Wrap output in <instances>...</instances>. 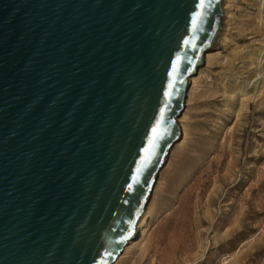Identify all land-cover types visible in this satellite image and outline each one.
<instances>
[{
  "label": "water",
  "instance_id": "obj_1",
  "mask_svg": "<svg viewBox=\"0 0 264 264\" xmlns=\"http://www.w3.org/2000/svg\"><path fill=\"white\" fill-rule=\"evenodd\" d=\"M221 0H0V264H112L181 133Z\"/></svg>",
  "mask_w": 264,
  "mask_h": 264
},
{
  "label": "rangeland",
  "instance_id": "obj_2",
  "mask_svg": "<svg viewBox=\"0 0 264 264\" xmlns=\"http://www.w3.org/2000/svg\"><path fill=\"white\" fill-rule=\"evenodd\" d=\"M226 6L157 174L146 240L114 264H264V0Z\"/></svg>",
  "mask_w": 264,
  "mask_h": 264
},
{
  "label": "bare ground",
  "instance_id": "obj_3",
  "mask_svg": "<svg viewBox=\"0 0 264 264\" xmlns=\"http://www.w3.org/2000/svg\"><path fill=\"white\" fill-rule=\"evenodd\" d=\"M227 4V0H221V3H220V9H221V13L225 11V9L227 8L226 6ZM223 13H222V19H223ZM221 19V20H222ZM225 20V18H224ZM220 35V34H219ZM212 48H210L209 50L206 51V53L202 56V60H203V63L205 62L207 64V62L209 61V58L213 55V53H211V50ZM200 67V66H199ZM198 67V69L196 70L195 74L193 76H191L188 80H187V91H186V96H185V101H184V106H185V102H186V98L189 100V97H190V94H191V89L189 91V88L190 86L194 85L195 83V80L199 77L200 75V68ZM190 85V86H189ZM188 100L186 102V104H188ZM183 111V110H182ZM184 112V111H183ZM183 113L181 112V114L178 116V118L176 119V122L178 124V127H179V130H180V133L181 131H183V124H182V121H183V117L184 115L181 117ZM157 177V176H156ZM156 182V181H155ZM153 190V189H152ZM153 192V191H152ZM151 196V194H150ZM149 196V198H150ZM149 198H148V201H149ZM148 204V202H147ZM146 204V207L144 208L142 214L140 215L137 223H136V231H137V234H136V237L129 241L126 246L123 248V250L120 252V254L117 256V258L115 259V261L112 263L114 264L116 261H118L120 258L124 257L127 253L129 252L130 249H132L134 246H137V245H140L143 240H146L144 237H145V234L146 232L148 231L150 225H151V220H152V217L149 215V211L147 209V205Z\"/></svg>",
  "mask_w": 264,
  "mask_h": 264
}]
</instances>
